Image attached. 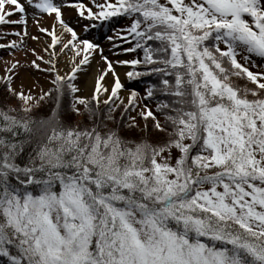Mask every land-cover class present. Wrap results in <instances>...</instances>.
I'll return each mask as SVG.
<instances>
[{
	"label": "snow or ice",
	"instance_id": "6c2138e0",
	"mask_svg": "<svg viewBox=\"0 0 264 264\" xmlns=\"http://www.w3.org/2000/svg\"><path fill=\"white\" fill-rule=\"evenodd\" d=\"M0 25L2 264H264V0H0Z\"/></svg>",
	"mask_w": 264,
	"mask_h": 264
},
{
	"label": "rangeland",
	"instance_id": "374dc122",
	"mask_svg": "<svg viewBox=\"0 0 264 264\" xmlns=\"http://www.w3.org/2000/svg\"><path fill=\"white\" fill-rule=\"evenodd\" d=\"M66 17L69 15V12L66 11L65 13ZM12 18H15V17H12ZM126 19L127 18H120L118 20H116V22L114 23L113 26L115 25H120L122 26L125 22H126ZM28 24H29V27H28V32H29V38L27 39V42H26V47H37V44L38 42L36 41H33L31 40V35L32 34H36V29L35 27L33 26L32 24V21L31 19H29L28 21ZM110 32V29H108L107 27L103 28V29H97L95 31H91L89 32L87 35L93 37L94 39H96L97 42H100L102 44V46L104 47H107L106 43H104V36L101 34V33H108L109 34ZM17 37L15 36H8V39H16ZM7 41V40H6ZM124 46H129L128 44H125ZM39 50V49H38ZM16 55L19 56L20 53L19 51L16 52ZM133 55H135V53H133ZM9 50H4V52H1L0 53V66L3 65V61L4 60H7L9 59ZM115 58V57H113ZM121 58H125V57H121ZM92 64H93V67L96 66V61H92ZM117 71L118 73L120 74V77H121V80H122V83L125 85V89L126 90H130V89H136L138 92H140L142 94V89H143V86L140 87V85L138 84V81L137 80H132V79H129L125 73L127 71H129V67L128 66H124V67H120L118 66L117 67ZM91 72V69H89V73ZM23 75V73H22ZM46 74L44 73H33V76L34 78L36 79H42ZM87 79V76L84 77V80ZM83 83V81H82ZM3 95V93H2ZM121 95H125V92H121ZM145 103H147V101H145Z\"/></svg>",
	"mask_w": 264,
	"mask_h": 264
},
{
	"label": "trees",
	"instance_id": "16d2710c",
	"mask_svg": "<svg viewBox=\"0 0 264 264\" xmlns=\"http://www.w3.org/2000/svg\"><path fill=\"white\" fill-rule=\"evenodd\" d=\"M9 27H11V26H9V25H1L0 26V29H3L4 31H7V29ZM6 40H8V36H4V37L0 38V43H6ZM4 50H6V49L0 48V53L1 52H4ZM139 80L143 84L142 86L144 87L145 86V81L144 80H141V79H139ZM142 91H143V89H142ZM0 97H2V91H0ZM0 264H2V261H0Z\"/></svg>",
	"mask_w": 264,
	"mask_h": 264
}]
</instances>
